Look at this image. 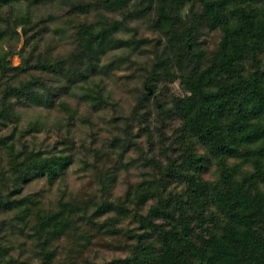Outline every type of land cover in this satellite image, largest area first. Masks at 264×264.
I'll return each mask as SVG.
<instances>
[{"label":"trees","instance_id":"1","mask_svg":"<svg viewBox=\"0 0 264 264\" xmlns=\"http://www.w3.org/2000/svg\"><path fill=\"white\" fill-rule=\"evenodd\" d=\"M56 4L85 20L35 56ZM127 64L105 129L70 98ZM34 263L264 264V0H0V264Z\"/></svg>","mask_w":264,"mask_h":264},{"label":"rangeland","instance_id":"2","mask_svg":"<svg viewBox=\"0 0 264 264\" xmlns=\"http://www.w3.org/2000/svg\"><path fill=\"white\" fill-rule=\"evenodd\" d=\"M41 11L47 17L54 16V18L50 22L52 30L50 33L47 34L46 40L40 42L38 46V51L35 53V56L38 52L43 54L47 51H50L53 55H64L68 53L71 49V44L67 38V34L59 33L56 36L53 31L55 27L59 29L73 30L74 26L78 25V23H81L85 20V17L75 15L72 17H67L65 13L66 9L58 6L57 4L43 6ZM142 33L149 34L148 32L145 33L144 30H142ZM23 44L24 39L20 38L18 44L15 45L16 52L20 51L23 48ZM5 49L7 50V47H5ZM107 59H111V56ZM10 60L14 66H18L21 64V60L18 55L11 56ZM133 60H135L136 62L145 61L143 59L141 61V59L138 57H134ZM129 66L130 64H127L123 68L118 69L115 72V76L101 75L91 79L92 85L96 87V90H98V92L109 94L107 103L101 104L99 100L90 97L87 98L86 96L88 95V93L81 89H76L73 97L70 98V101L73 105L76 106L79 102V99L81 101L83 99V101L79 103L81 104V112L85 114L93 112L94 114L92 115V117L94 116L96 122L101 124L105 129H112L113 124L111 123V120L115 116H128L131 112L132 107L135 104V95L137 94L136 89L139 91H141L142 89L140 80L138 78L137 80L133 79V70L129 69ZM140 73H138V75ZM163 89L166 90V92L170 91V94L181 93L178 83H175L172 86L167 85ZM156 103L159 104L158 102ZM80 133H84V131H81ZM80 136L81 134L78 135V137ZM39 138L42 141L47 139L44 135H40ZM57 139L58 138L55 135H52V137L49 138L48 142L53 144V142H55ZM89 173L90 171L84 169L82 173L72 172L67 181L69 185V195L83 194L85 196H92L94 194L93 191L96 189V186L89 184ZM38 187L40 188L41 185H39ZM97 252L98 260L101 262L108 261L113 256H115V252L104 249L102 250L100 247L97 248Z\"/></svg>","mask_w":264,"mask_h":264},{"label":"water","instance_id":"3","mask_svg":"<svg viewBox=\"0 0 264 264\" xmlns=\"http://www.w3.org/2000/svg\"><path fill=\"white\" fill-rule=\"evenodd\" d=\"M149 93L152 94V91H150ZM158 106H160V105L158 104Z\"/></svg>","mask_w":264,"mask_h":264}]
</instances>
